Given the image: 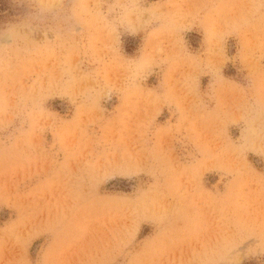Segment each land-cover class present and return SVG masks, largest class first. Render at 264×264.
Instances as JSON below:
<instances>
[{"label":"rangeland","instance_id":"rangeland-1","mask_svg":"<svg viewBox=\"0 0 264 264\" xmlns=\"http://www.w3.org/2000/svg\"><path fill=\"white\" fill-rule=\"evenodd\" d=\"M0 264H264V0H0Z\"/></svg>","mask_w":264,"mask_h":264}]
</instances>
